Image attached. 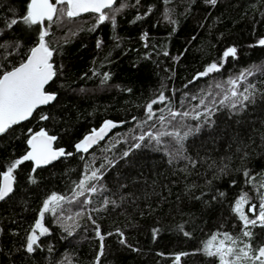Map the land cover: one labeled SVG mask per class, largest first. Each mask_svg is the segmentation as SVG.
Masks as SVG:
<instances>
[{
	"label": "trees",
	"instance_id": "obj_1",
	"mask_svg": "<svg viewBox=\"0 0 264 264\" xmlns=\"http://www.w3.org/2000/svg\"><path fill=\"white\" fill-rule=\"evenodd\" d=\"M29 3L0 0V71L24 62L47 30L56 70L47 92L57 100L0 137V174L29 150V129L47 131L57 149L72 155L34 173L28 161L14 171L16 191L0 203V264H96L98 258L99 264H177L176 256L178 264H219L204 253L205 244L225 233L247 241L236 202L246 195L253 218L248 208H258L264 193V0H119L120 11H105L103 23L87 14L32 26L20 19ZM11 19L20 22L9 28ZM230 48L236 54L225 58ZM212 63L220 70L196 79ZM242 73L248 75L238 81L239 91L252 99L242 108L221 105L224 93L216 85L229 88L227 81ZM160 94L167 99L153 105L149 120L146 107ZM201 99L214 108L209 123L184 118L181 128L168 115L169 109L191 111ZM161 115L168 117L163 123ZM108 121L119 127L105 142L88 154L76 151ZM187 126L199 131L176 158L174 139L163 136L157 145L147 137L164 130L183 135ZM90 169L101 176L89 182L97 191L76 198ZM54 193L66 201L55 216L45 213L48 232L37 231L29 253L27 238ZM86 199L91 203L82 205ZM65 223L73 225L71 233ZM250 230L254 250L264 246V227Z\"/></svg>",
	"mask_w": 264,
	"mask_h": 264
},
{
	"label": "snow or ice",
	"instance_id": "obj_2",
	"mask_svg": "<svg viewBox=\"0 0 264 264\" xmlns=\"http://www.w3.org/2000/svg\"><path fill=\"white\" fill-rule=\"evenodd\" d=\"M209 3L215 4L216 0H209ZM58 5H64V8H58ZM116 5V0H30L28 4L26 15L20 19L26 25H42L45 21L52 22L54 19L60 20L62 18H68L69 20L80 16L82 13L92 12L96 13L99 23L109 19V16L105 13V9H111L113 15L120 11V7H114ZM18 22L17 19H11L7 27L11 28L16 25ZM113 25H115V19H112ZM49 35L47 30H44L39 36V42L36 47L31 48L27 58L24 62L20 63L18 66L12 68L9 71H0V134H3L8 131L12 126L20 124L22 121L28 120L37 108L42 105H47L51 101L56 99L55 94L48 93L45 91V86L55 77L56 71L53 65L52 56L54 49L50 48L46 37ZM259 44L264 46V39L259 41ZM236 49L230 48L224 52V57L235 56ZM3 66L0 65V68ZM220 66L217 63L210 64L207 69L199 73L196 79L200 77H207L211 73L218 72ZM247 73H242L236 79H229L227 84L231 87L225 88L221 84H217L216 87L221 89L224 93L223 98L220 101L221 105L236 109L238 107H245L246 102L252 99V94L247 90L244 92L239 91L238 81H243L246 79ZM209 96L212 95L211 92L208 93ZM166 97L163 94H160L157 100H153L146 107L148 114V119L151 120L155 115L153 111V105L157 103H164ZM196 99V97H192ZM216 101H211L212 105H215ZM199 108H203V111H199ZM214 114V108L205 104L204 99H201L200 104L194 106L191 111H173L169 109L168 115L173 121H177V124L181 128L185 127L183 124L184 118H190L192 120L201 121L202 123H209L211 115ZM177 117H180V120H177ZM203 118V119H202ZM41 120H46L48 117L46 115L40 116ZM160 122L163 123L168 117L161 115L159 117ZM116 127V125L111 122H105L102 128L98 131L93 130V132L75 145V149L81 153H87L89 149L98 143L99 140L103 139L104 135L111 128ZM193 131H199V126L193 129L191 126H187V130L183 132V135L179 131L169 132L167 130L160 131L156 134L149 131L147 132V137L151 138L156 142L157 145H160L162 142L163 136H169L180 145V148L177 149L176 153L173 154V158H176L180 155L181 150L183 149V142L192 134ZM30 137L27 140V145L29 150L26 154L15 160L7 169L0 174V201H5L9 198L15 190L16 177L14 171L25 161H31L34 164L33 173L37 168L46 166L58 158L65 155H72V153H66L64 149H56L53 147L55 136H50L47 131L41 129L38 132H32ZM140 142H143L145 135H140L137 137ZM140 143L135 144L133 147L139 148ZM128 152L123 153V157H127ZM109 164H112V161H108ZM91 175H85L83 180L79 182L76 187L79 191L75 192L74 195L76 198L85 196V193L91 191L95 193L97 189L95 187H89V182L94 180L101 179V176L98 175L99 170H91ZM247 175V173H245ZM32 183H35L33 178ZM264 187V185H261ZM66 201V197L62 194H51L43 203L42 211L40 212V220L35 224L34 229L27 238L26 250L29 253H32L35 249L34 246L38 244L39 236L44 235L48 232V229L43 226V219L45 213H50L55 216L57 211L62 209L63 204ZM68 203H72V198H67ZM91 203V200L81 201V204ZM108 202L105 201V204ZM113 203H115L113 201ZM248 197L243 195L236 202L234 211L237 214L239 220L242 222V234L244 237L248 238L249 242L240 241L242 244L241 247H236L237 240L228 233L223 235V239H217V236L214 235L212 238L205 244L204 253L210 257H217L219 264H264V246L259 247L255 251L253 250L252 244L250 243L252 238V227H264V193L261 196V203L259 208L256 205H251L248 208V212L252 214L253 218H249V215L244 211L245 205H247ZM82 212H77L76 216L82 215ZM64 219V217H60ZM72 216L67 217V220H73ZM66 232L71 233V228L73 225L65 223L63 225ZM181 231L183 229L181 228ZM121 235H123L121 233ZM184 235H189L185 232ZM97 236L100 238L101 242L104 239V236L100 235L97 226ZM121 243H124L122 240ZM99 256H103V243L99 250ZM180 260V256H176L177 264ZM96 264H99V258L97 259Z\"/></svg>",
	"mask_w": 264,
	"mask_h": 264
},
{
	"label": "water",
	"instance_id": "obj_3",
	"mask_svg": "<svg viewBox=\"0 0 264 264\" xmlns=\"http://www.w3.org/2000/svg\"><path fill=\"white\" fill-rule=\"evenodd\" d=\"M119 2V0H116V4ZM107 10H109V9H105V11H107ZM87 14H95V15H98V14H96V13H92V12H87V13H82L80 16H78V17H75V18H80V17H83V16H85V15H87ZM74 18V19H75ZM37 46V45H36ZM35 46V47H36ZM53 60H54V53H53V56H52V63H53V65H54V67H55V64H54V62H53ZM56 71V70H55ZM55 77H56V75H55ZM55 77L45 86V91L47 92V88L52 84V82L55 80ZM49 93V92H48ZM56 96V99L55 100H53V101H51L50 103H48L47 105H42V106H40L39 108H37L36 110H35V112L32 114V116L28 119V120H25V121H22L20 124H23V123H26L27 121H29L30 119H32V117L34 116V114L39 110V109H41V108H45V107H49V106H51V105H53L54 103H55V101L57 100V95H55ZM114 123V122H113ZM20 124H17V125H20ZM105 124V123H104ZM103 124V125H104ZM115 125H116V127H113V128H111L110 130H108L107 132H106V134L104 135V137H103V139H101V140H99L98 141V143H96L95 145H93L90 149H89V151L87 152V153H84V154H88V153H90V152H92L93 150H95L101 143H103V142H105L114 132H115V130L119 127V125L118 124H116V123H114ZM17 125H14V126H12L10 129H8V131L7 132H5V133H3V134H0V137H2V136H4L5 134H7L10 130H12L15 126H17ZM103 127V126H102ZM101 127V128H102ZM96 131H98V130H96ZM53 147L54 148H56V146H55V142H54V144H53ZM57 149V148H56ZM66 156V155H65ZM65 156H62V157H60V158H58L57 160H55V161H53L52 163H50V164H48V165H46V166H43V167H41V168H37V169H42V168H48V167H50V166H52L53 164H55L56 162H58L59 160H61V159H63V158H65ZM28 162H31V161H28ZM32 164H33V162H31ZM34 165V164H33ZM15 191H16V184H15V190H14V192L12 193V195L15 193ZM11 195V196H12ZM10 196V197H11ZM9 197V198H10ZM9 198H7L6 200H8ZM5 200V201H6ZM5 201H0V203H3V202H5Z\"/></svg>",
	"mask_w": 264,
	"mask_h": 264
},
{
	"label": "rangeland",
	"instance_id": "obj_4",
	"mask_svg": "<svg viewBox=\"0 0 264 264\" xmlns=\"http://www.w3.org/2000/svg\"><path fill=\"white\" fill-rule=\"evenodd\" d=\"M250 201H251V200L248 198V202H249V203H250ZM249 203H248V204H249ZM248 204H247V205H248ZM247 205H245V208H244V211H245L246 213H247ZM258 208H259V207H258ZM247 214H248V213H247ZM250 219H251V218H250ZM223 235H224V234H222V235H216L218 241L223 239ZM242 241H243V242H249L248 240H247V241H246V240H242ZM250 243L252 244V241H250ZM241 246H242V244L240 243V241L237 240V245H236V247H241ZM252 247H253V245H252ZM253 250H254V248H253ZM254 251H255V250H254ZM247 264H250V262H247Z\"/></svg>",
	"mask_w": 264,
	"mask_h": 264
}]
</instances>
